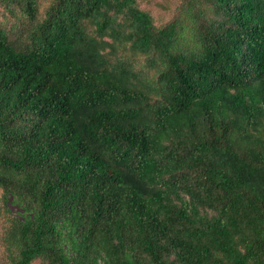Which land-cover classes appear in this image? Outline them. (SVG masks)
<instances>
[{"label":"trees","instance_id":"trees-1","mask_svg":"<svg viewBox=\"0 0 264 264\" xmlns=\"http://www.w3.org/2000/svg\"><path fill=\"white\" fill-rule=\"evenodd\" d=\"M150 2L0 0L5 264H264V0Z\"/></svg>","mask_w":264,"mask_h":264},{"label":"rangeland","instance_id":"rangeland-1","mask_svg":"<svg viewBox=\"0 0 264 264\" xmlns=\"http://www.w3.org/2000/svg\"><path fill=\"white\" fill-rule=\"evenodd\" d=\"M150 5L149 7L152 9L154 15L159 21H165L170 17V12L173 8L174 0H149ZM2 14L0 13V20L3 21ZM9 209L13 212L16 216L20 212L16 207L10 205ZM4 219L0 216V237L2 235V228H3ZM0 264H5L4 257H3V249L0 246Z\"/></svg>","mask_w":264,"mask_h":264},{"label":"built area","instance_id":"built-area-1","mask_svg":"<svg viewBox=\"0 0 264 264\" xmlns=\"http://www.w3.org/2000/svg\"><path fill=\"white\" fill-rule=\"evenodd\" d=\"M97 264H105L102 260H99Z\"/></svg>","mask_w":264,"mask_h":264}]
</instances>
